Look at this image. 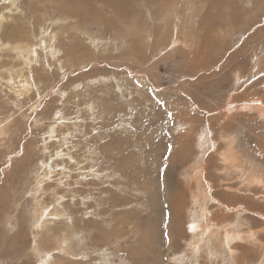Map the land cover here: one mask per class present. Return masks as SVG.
<instances>
[{"label": "rangeland", "instance_id": "374dc122", "mask_svg": "<svg viewBox=\"0 0 264 264\" xmlns=\"http://www.w3.org/2000/svg\"><path fill=\"white\" fill-rule=\"evenodd\" d=\"M0 264H264V0H0Z\"/></svg>", "mask_w": 264, "mask_h": 264}, {"label": "bare ground", "instance_id": "6f19581e", "mask_svg": "<svg viewBox=\"0 0 264 264\" xmlns=\"http://www.w3.org/2000/svg\"><path fill=\"white\" fill-rule=\"evenodd\" d=\"M74 1H75V0H74ZM128 12H129V11H128ZM72 14H73V13H72ZM75 17H76V16H75ZM32 83H33V82H32ZM116 159H117V158H116ZM116 162H118V161H116ZM113 163H114V162H113ZM205 173H206V172H205ZM202 177H203V176H202ZM206 185H207V182H206ZM208 186H209V185H208ZM109 194H110V193H109ZM112 194H113V193H112ZM196 194H197V193H196ZM205 225L208 226L207 223H206V221H205ZM205 225H204V228H205ZM199 227H200V226H199ZM221 227H222V226H221ZM204 228H203V229H204ZM209 229H210V228H209ZM209 229L206 228V231L208 230V231L210 232ZM208 231H207V232H208ZM219 231H220V230H219ZM207 232H206L205 234H207ZM209 232H208V233H209ZM217 232H218V231H217ZM199 233H200V232H199ZM226 233H227V232H226ZM203 234H204V233H203ZM224 235H225V234H224ZM237 235H238V234H237ZM226 237H228L229 241H232V239L235 238V236H234L233 234H232V235L229 234V236H226ZM238 237H240V236H238ZM215 238H216V237H215ZM228 239H227V240H228ZM220 241H221V240H220Z\"/></svg>", "mask_w": 264, "mask_h": 264}]
</instances>
